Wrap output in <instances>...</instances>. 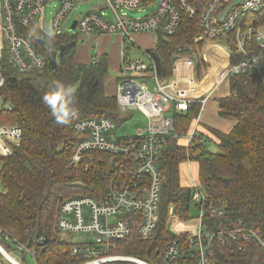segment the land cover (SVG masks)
Returning <instances> with one entry per match:
<instances>
[{
    "label": "trees",
    "instance_id": "16d2710c",
    "mask_svg": "<svg viewBox=\"0 0 264 264\" xmlns=\"http://www.w3.org/2000/svg\"><path fill=\"white\" fill-rule=\"evenodd\" d=\"M154 1L143 0L145 4ZM206 1L192 0L195 14H182L173 33L155 31L154 44L144 50L151 60L147 71H155L159 79L168 81L174 61L181 56L193 60L196 78L208 68L202 55L205 41L196 39L202 32L199 17ZM22 32L30 38L45 64L21 73L9 60L6 50L2 51L0 70L5 82L0 87V98L7 106L0 108V125L19 127L21 138L8 155L0 154V245L9 253L17 250L16 240L26 244L33 252L35 264H74L79 260L70 254L71 241L56 226L60 204L72 196L102 194L104 186L114 177L110 165L114 156L95 151L86 154L77 165H70L76 140L73 124L83 118L105 116L119 126L129 111H120L115 94L105 92L106 52L80 62L76 59V35L46 36L40 42L28 28L23 27ZM62 45L64 48L59 51ZM53 54H56L54 68ZM237 60L226 57L227 64ZM227 77L229 93L216 98L217 113L232 119L234 124L226 132L209 127L219 149H208L204 136L195 131L188 144L178 142L179 137L189 133L200 111V101H190L185 110L173 108L172 130L164 134L159 146L162 187L154 234L141 239L134 227L115 251L158 264L169 238L164 228L169 206L173 205L180 219L193 216L191 187L179 184L177 172L181 162L190 160L196 161L198 178L194 179L209 198L224 200L228 215L253 221L264 232V77L258 71ZM53 81L76 88V115L66 124L56 123L43 102ZM34 232L37 237L31 240ZM231 248L230 243L215 244L216 256L243 264H264V251L259 248L251 246L244 252L235 250L234 254ZM0 264H11L1 252Z\"/></svg>",
    "mask_w": 264,
    "mask_h": 264
},
{
    "label": "built area",
    "instance_id": "2783aa9c",
    "mask_svg": "<svg viewBox=\"0 0 264 264\" xmlns=\"http://www.w3.org/2000/svg\"><path fill=\"white\" fill-rule=\"evenodd\" d=\"M82 1L86 0H0V61L2 51L6 50L9 60L21 73L44 66V58L22 32L23 27L42 40L60 34L77 36L117 31L129 41L134 33L148 30L171 34L180 24L182 14H195L192 0H155L147 4L143 0H95L100 3L79 13L69 23L67 19L75 3ZM230 1H206L199 17L202 32L196 39L205 41L202 49L222 39L225 59L238 58L231 64L225 61L224 76L258 71L264 77V0H239L221 15ZM144 7L149 10L143 16L134 17L127 12V9ZM131 61L125 59L120 68L121 78L115 86L116 102L122 112L141 111L147 124L120 137L112 135L116 125L105 116L83 118L73 124L76 140L70 165H77L86 154L95 151L114 156L110 163L114 177L104 186L102 194L72 196L60 204L56 226L71 241L70 254L79 260L74 264H153L115 249L134 227L141 239H149L154 234L162 187L159 146L164 134L172 130L171 118L163 113L171 105L176 110L187 108L193 101L189 93L193 79L179 74L163 81L153 71L150 85L144 79L127 75L128 69L140 65L139 60ZM174 63L176 69L185 60L179 57ZM4 82L0 70V87ZM205 100L203 97L199 101L203 104ZM192 134L193 130L187 134V144ZM20 138L19 127L0 125V143L10 149L3 152L0 148V154L8 155ZM190 187L191 207L197 213L180 219L173 205L169 206L164 222L169 238L158 264H243L237 260H220L215 244L230 243L231 254L235 250L244 252L251 246L264 251V232L259 225L228 215L225 201L209 198L194 178ZM73 234H81L80 241H73ZM16 249L33 256L27 245L17 240ZM6 259L11 264H22Z\"/></svg>",
    "mask_w": 264,
    "mask_h": 264
},
{
    "label": "rangeland",
    "instance_id": "374dc122",
    "mask_svg": "<svg viewBox=\"0 0 264 264\" xmlns=\"http://www.w3.org/2000/svg\"><path fill=\"white\" fill-rule=\"evenodd\" d=\"M98 3H100V1H95V0H86V1L75 3V8L71 11L67 20L70 23L73 19H75L79 15V13H83L89 9H92ZM148 10H149V7H144L139 10L138 9H127V12L131 16L135 17V16H143L145 13H147ZM48 15H49V9L46 10V16ZM148 31L147 32L150 33V35L148 36L147 44H150L149 47H151L155 42L156 34L154 31H150V30ZM91 36H92L91 33L86 34V35H77V38H78L77 39L78 40L77 50L79 51V49L84 48V50L89 56V60H91L97 53L100 52L99 46H97L99 41H96L94 38H91ZM104 37H106V39L109 38L108 42L105 44V49H104L107 55H109V51L111 50L110 46H112L113 44L117 46L119 43L118 41L115 40L114 36H104ZM89 38H91L90 41H88ZM214 42H216L215 46L217 49L215 51L218 52L217 53L218 55L215 56V59L217 62H221L223 59L221 55L223 40L219 39ZM101 44H102V41H101ZM143 49H145V47L141 46L138 41H135V43L133 41H128L124 49L121 50V58L120 60L117 61L118 63H115V62L112 63L109 59L110 57L108 58L107 72L104 76V89L107 94H111V95L115 94L116 82L118 81L119 78H121L120 67L122 65V59H123V55L125 54V52L127 55L126 58L128 57L129 60L131 59L132 61L134 60L140 61V65L136 69L130 68L127 70L128 71L127 75H130V76H142L143 75L144 78H146L147 80L152 79L151 72L147 71V68L148 69L150 68L151 60L148 57L147 53L144 52ZM114 50L116 51L115 48ZM117 53H120V51L117 50ZM227 84H228L227 80L220 81L216 86L215 93L219 94L220 96L228 94L229 86ZM216 98H214V100ZM1 106L6 107L7 104L0 98V107ZM203 115L201 116L202 118H203ZM146 124H147L146 117L142 114L141 111L134 109V110L129 111L128 113H125V120L123 121L122 124H120L119 126H116L113 129L112 135L117 136V137L126 136L129 134H132L135 128L144 127ZM201 125L203 124L199 123L197 130L196 129L193 130L195 131V134L199 135V133L202 131ZM185 139L182 137H179V142L184 143L186 141ZM203 141H204V145L208 149L212 151H217L219 149L218 144H217L218 143L217 139L211 132L205 133ZM0 166H1V161H0ZM177 172H178L179 184L182 186H189L191 184V178H195V179L198 178L196 161L190 160L188 162L187 161L181 162L178 165ZM196 213L197 211L193 207L192 215H195ZM81 238H82L81 234H73L71 236V239L73 241H80ZM9 253L10 255L13 256L15 260H17L18 262L22 264H35V260L32 254H30L28 251L21 253L20 251L15 250V251H10ZM5 261L9 262L6 258H5Z\"/></svg>",
    "mask_w": 264,
    "mask_h": 264
},
{
    "label": "crops",
    "instance_id": "0c3cea01",
    "mask_svg": "<svg viewBox=\"0 0 264 264\" xmlns=\"http://www.w3.org/2000/svg\"><path fill=\"white\" fill-rule=\"evenodd\" d=\"M148 32L146 31V32L134 33L132 35V39L129 41H133L134 43H135V41H138L141 46L145 47V49L147 47L149 48L150 44H147V42H148V36L150 35V33H148ZM91 35H92L91 38H94L96 41H99L97 46H99L100 52L97 53V55L105 52V50H104L105 44L108 42L109 38L106 39V37H104V36H114L115 40L118 41L119 44L117 45L118 47L115 44L110 46L111 50L109 51L108 58L110 57L109 59L112 63H114V62L118 63L117 61L120 60V58H121V50L124 49V47L127 45L128 40H125V38L122 37V35L117 31L108 32V33H101V34L91 33ZM91 38H89L88 41H90ZM101 41H102V44H101ZM215 45H216V42H212L211 43L212 47H207V48L205 47L202 49V55H203L204 60H206L208 63V68L204 72H202V74L199 78H196L194 75L193 60L187 56H181L180 57V59L183 58L184 60L185 59L186 60H185L184 64L178 65L176 67V69L174 68L175 63H173L172 73H171L172 77H175V75L178 76L179 74H185L188 77H192V79H193V84L191 85L192 90L189 93L191 94L190 97H193V100L199 101L201 98L206 97L205 102L203 104H201L198 116L195 118V120H193L191 127H190V130H189V132H191L194 129L197 130L199 123H202L203 124V125H201L202 131L199 134H201L203 136H205V133L211 132L209 127H215L221 131L226 132V131H229L234 124V121L232 119L221 117L217 113L218 103H217L216 99L214 100V98L219 97L220 95L215 93L216 86L220 81H223V80L228 81V77L224 76V74H223V70L225 68V61H226V59L224 57L225 56L224 52L222 50V54H221L223 57L222 61L217 62L215 59V56L218 55L217 54L218 52L215 51V50H217ZM114 48L116 49V51L114 50ZM145 49H143V50H145ZM117 50H119L120 53H117ZM113 51H115V52H113ZM125 56H127L126 52L123 55L122 65H123V62L125 59L129 60L128 57L126 58ZM76 59L80 62H88L89 61V56L86 53V51L84 50V48L79 49V51L76 50ZM206 71L207 72L210 71L209 75H207ZM152 73H153V71L151 70V75H152ZM140 78L147 81L150 85L153 84V79L147 80L144 77H140ZM201 82H203L202 83L203 84L202 89L200 87ZM223 96H225V95H223ZM173 108L174 107H172V105H171V107L168 110L164 111L163 115L165 117H170L171 113L173 111ZM203 113H204V115H203ZM202 115H203V118L201 117ZM185 137H186V139H185ZM182 138H184L186 141L184 143H181V144H187V135L182 136ZM0 148L2 149L3 152H9L10 151V149L3 144ZM11 150H12V146H11Z\"/></svg>",
    "mask_w": 264,
    "mask_h": 264
},
{
    "label": "clouds",
    "instance_id": "9594fccd",
    "mask_svg": "<svg viewBox=\"0 0 264 264\" xmlns=\"http://www.w3.org/2000/svg\"><path fill=\"white\" fill-rule=\"evenodd\" d=\"M43 102L56 123L66 124L76 115V88L60 81H53L50 90L43 96Z\"/></svg>",
    "mask_w": 264,
    "mask_h": 264
},
{
    "label": "water",
    "instance_id": "95a60500",
    "mask_svg": "<svg viewBox=\"0 0 264 264\" xmlns=\"http://www.w3.org/2000/svg\"><path fill=\"white\" fill-rule=\"evenodd\" d=\"M238 2H239V0H231V1L228 3V5L225 7V9L222 11L221 15L226 14V12L229 10V8H230L231 6L237 4ZM74 24H75V20L73 21L72 26H74ZM40 42H43V40L41 39ZM63 48H64V45L60 46V47H59V51H62ZM55 62H56V54H53V56L51 57V63H52V67H53V68L55 67ZM36 237H37V233L34 232L33 234H31L30 239H31V240H35ZM0 251H1V253H4V252H3V251H4V248H3L1 245H0Z\"/></svg>",
    "mask_w": 264,
    "mask_h": 264
},
{
    "label": "bare ground",
    "instance_id": "6f19581e",
    "mask_svg": "<svg viewBox=\"0 0 264 264\" xmlns=\"http://www.w3.org/2000/svg\"><path fill=\"white\" fill-rule=\"evenodd\" d=\"M207 1H208V0H207ZM205 3H206V2H205ZM227 5H228V4H227ZM227 5H226V6H227ZM233 6H234V5H233ZM231 7H232V6H231ZM231 7H230V8H231ZM204 8H205V7H204ZM230 8H229V9H230ZM195 9H196V8H195ZM202 11H203V10H202ZM202 11H201V12H202ZM195 12H196V10H195ZM218 39H219V38H218ZM185 60H186V59H185ZM1 146H2V144L0 143V147H1ZM3 252H4L3 255H4L5 258L14 259L13 256L10 255V253H8L5 249H4Z\"/></svg>",
    "mask_w": 264,
    "mask_h": 264
}]
</instances>
